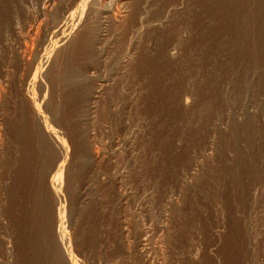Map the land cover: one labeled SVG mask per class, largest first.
Masks as SVG:
<instances>
[{"label":"rangeland","instance_id":"rangeland-1","mask_svg":"<svg viewBox=\"0 0 264 264\" xmlns=\"http://www.w3.org/2000/svg\"><path fill=\"white\" fill-rule=\"evenodd\" d=\"M68 1L0 0V264H264V0Z\"/></svg>","mask_w":264,"mask_h":264},{"label":"bare ground","instance_id":"bare-ground-1","mask_svg":"<svg viewBox=\"0 0 264 264\" xmlns=\"http://www.w3.org/2000/svg\"><path fill=\"white\" fill-rule=\"evenodd\" d=\"M8 1V0H7ZM65 1V0H64ZM68 1V0H67ZM130 1L131 0H73V1H71L69 4H67V5H65V7H64V9L62 10V13H61V11H60V13L62 14V16H61V18H62V20L64 21V23L62 22V24H64V28L62 29V31L60 32L61 33V41L62 42H64V40H65V37H67V36H69L70 35V33H71V30L75 27V26H78V27H84L85 29H86V33L83 35V36H81V37H83V39L86 41V42H88L87 40H90L91 41V39H92V37L93 36H95L96 34H95V32H94V28H93V26L92 25H90V23L88 22V17H89V15H90V11L88 12V10H87V7L89 8V4L91 5V7L92 6H94V5H104V8H103V10L101 11L103 14H105L103 17L104 18H106L107 16H108V18H109V14H110V12H111V8H112V6L113 5H116V4H118L119 2H121L123 5H124V7H123V10H121L120 9V11H121V13L119 14L120 16V18H124L127 14H130V12L132 11H130V8H129V6H128V4L130 3ZM141 1V0H140ZM152 1H154V0H152ZM207 1V3L205 4V2L203 3L202 2V7L204 6V8H205V10L206 11H211L210 10V8L212 7V6H214L215 5V3L217 4V2L218 3H220L219 5H215L214 7H213V10H217V13H216V15L217 14H219L218 12H222V11H220L221 9H223L222 7H223V4H225V0H206ZM209 1H210V3H209ZM50 2V1H49ZM69 2V1H68ZM150 2V1H149ZM62 3V2H61ZM65 3V2H64ZM197 3V2H196ZM198 3H200L199 1H198ZM197 3V4H198ZM209 3V4H208ZM137 4V3H136ZM135 4V5H136ZM60 5V4H59ZM123 5H121V6H123ZM143 5V4H142ZM145 5V4H144ZM100 6L99 7H97V8H100ZM119 6H120V4H119ZM146 6V5H145ZM58 7V6H57ZM138 7H139V5L137 4V6L133 9V12H132V20L134 19V21L138 18V14H140V11L138 10ZM156 7V6H155ZM198 7H199V4H198ZM62 8V7H61ZM117 8V7H116ZM132 8V7H131ZM158 8V7H157ZM160 8V7H159ZM179 8V7H178ZM57 9V8H56ZM102 9V8H101ZM148 9V8H147ZM199 9H200V7H199ZM198 9V10H199ZM87 10V11H86ZM96 10V9H95ZM201 10V9H200ZM58 11V10H57ZM119 11V12H120ZM130 11V12H129ZM187 11V10H186ZM99 13V12H98ZM97 13V14H98ZM206 13H208V12H206ZM212 13V12H211ZM201 14H203V13H201ZM228 14V13H227ZM93 15V14H92ZM113 15V14H112ZM115 15V14H114ZM114 15H113V17H114ZM142 15V14H141ZM170 15V14H169ZM60 16V15H59ZM115 16H117V15H115ZM145 16V15H144ZM165 16V15H164ZM225 16H227V15H225ZM58 17V16H57ZM221 17V16H220ZM90 18V17H89ZM115 18H117V17H115ZM216 18V17H215ZM3 19V18H2ZM91 19H92V17H91ZM107 19V18H106ZM118 19V18H117ZM129 19H130V17H129ZM139 20H140V18H138ZM171 20H172V18H170ZM228 19V18H227ZM262 19V18H261ZM61 20V19H60ZM93 20H94V17H93ZM103 20H105V19H103ZM132 20H130V21H132ZM160 20V19H159ZM165 20V19H164ZM86 21V22H85ZM101 21V20H100ZM105 21H107V20H105ZM105 21H104V23H105ZM117 22H119V20H116ZM122 21V20H121ZM133 21V22H134ZM136 22H137V20H136ZM210 22V21H209ZM209 22H208V24L206 25V26H208V27H204V29H202L203 30V32L201 33L202 34V40H203V48H205L206 50L205 51H209L208 49V47H209V39H210V34L211 33H209V31H210V29H209V27H210V24H209ZM214 22V21H213ZM120 23H122V22H120ZM139 23H142V22H139ZM190 23V22H189ZM118 24V23H117ZM129 24H130V22H129ZM132 25V24H131ZM135 26H137V25H135ZM155 26V25H154ZM157 26V25H156ZM198 26V25H197ZM249 26V25H248ZM106 27V26H105ZM139 27V26H138ZM137 27V28H138ZM145 27V26H144ZM152 27V26H151ZM200 27V26H199ZM132 29H133V27H132ZM136 29V28H135ZM139 29H141V27L139 28ZM190 29V28H189ZM219 29V28H218ZM165 30V29H164ZM177 30V29H176ZM175 30V31H176ZM197 30V29H196ZM233 30V29H232ZM256 30V29H255ZM67 31V32H66ZM74 31V30H73ZM136 31H138V30H136ZM184 31V30H183ZM217 31V30H216ZM66 32V33H65ZM82 32H83V30H82ZM161 32V31H160ZM230 32V31H229ZM62 33H63V35H62ZM104 33H105V30H103V29H99L98 31H97V43H99V42H101L102 41V38H103V36H104ZM138 33V32H137ZM140 33V32H139ZM218 33V32H217ZM254 33V32H253ZM184 34V33H183ZM182 34V35H183ZM213 35H215V34H213ZM252 35V34H251ZM71 36H72V34H71ZM75 36V35H74ZM197 36V35H196ZM199 36H200V33H199ZM60 37V36H59ZM159 37V36H158ZM157 37V38H158ZM178 37V36H177ZM258 37V36H257ZM256 37V38H257ZM68 38V37H67ZM152 38V37H151ZM197 38V37H196ZM229 38V37H228ZM150 39V38H149ZM162 39H163V37H162ZM197 39H199V38H197ZM95 40V39H94ZM200 40H201V38H200ZM240 40V39H239ZM57 41V40H56ZM61 41H59V42H61ZM83 41V40H82ZM192 41H193V39H192ZM224 41V40H223ZM230 41V40H229ZM55 42V41H54ZM54 42H52V43H54ZM166 42V41H165ZM262 42V41H261ZM200 43V42H199ZM202 43V42H201ZM21 44V43H20ZM24 44V43H23ZM57 44V43H56ZM61 44V43H60ZM63 44V43H62ZM89 44H91V43H89ZM219 44V43H218ZM99 45V44H98ZM196 45V44H195ZM244 45V44H243ZM51 46V45H50ZM54 46V45H53ZM166 46V45H165ZM215 46H216V44H215ZM220 46V45H219ZM55 47V49H57L56 48V46H54ZM52 48V47H51ZM187 48V47H186ZM232 48H236L235 46L234 47H232ZM254 48H256V47H254ZM50 49V48H49ZM237 49V48H236ZM238 49H239V47H238ZM50 50H54V48H52V49H50ZM212 50V49H211ZM235 50V49H234ZM219 51V50H218ZM232 51V50H231ZM257 51V50H256ZM47 52V51H46ZM50 52V51H49ZM172 52V51H171ZM207 52H205V55H209ZM233 52V51H232ZM231 52V53H232ZM241 52V51H240ZM263 52V51H262ZM48 53V52H47ZM81 53V52H80ZM162 53V52H161ZM221 53H223V52H221ZM229 53H230V51H229ZM242 53V52H241ZM264 53V52H263ZM152 54V53H151ZM163 54V53H162ZM193 54V53H192ZM216 54V53H215ZM86 55V54H85ZM91 55V54H90ZM126 55V54H125ZM125 55H124V57H125ZM190 55V54H189ZM218 55V54H217ZM239 55V54H238ZM69 56V55H68ZM172 56V55H171ZM224 56V55H223ZM229 56V55H228ZM234 56H235V54H234ZM49 57V56H48ZM196 57V56H195ZM207 57V56H206ZM188 58V57H187ZM208 58V57H207ZM230 58L231 59H233L232 58V56H230ZM250 58H252V57H250ZM206 59V58H205ZM24 60H25V58H24ZM146 60V59H145ZM192 60V59H191ZM190 60V61H191ZM198 60V59H197ZM224 60V59H223ZM240 60V59H239ZM27 61V60H26ZM30 61V60H29ZM33 61H35V60H33ZM32 61V62H33ZM159 61V60H158ZM189 61V60H188ZM234 61V60H233ZM264 61V60H263ZM31 62V63H32ZM44 62V61H43ZM123 62V61H122ZM201 62V61H200ZM224 62V61H223ZM27 63V62H26ZM26 63H24V64H26ZM35 63V62H34ZM39 63V62H38ZM41 63H42V60H41ZM41 63H39V64H41ZM192 63V62H191ZM221 63V62H220ZM252 63V62H251ZM37 64V63H36ZM205 64V63H204ZM28 66H29V64H27ZM38 65V64H37ZM37 65H36V67H37ZM229 65V64H228ZM252 65V64H251ZM33 66V65H32ZM45 66V65H44ZM204 66V65H203ZM264 66V65H263ZM35 67V68H36ZM60 67V66H59ZM213 67V66H212ZM230 67V66H229ZM242 67V66H241ZM76 68V67H75ZM216 68H217V66H216ZM38 68H36L35 69V71H34V73H33V76H32V74H31V78H32V80L35 78V74H36V70H37ZM195 69V68H194ZM207 69V68H206ZM219 69V68H218ZM229 69V68H228ZM227 69V70H228ZM30 70V69H29ZM28 70V71H29ZM73 70V69H72ZM76 70V69H75ZM193 70V69H192ZM199 70V69H198ZM221 70V69H220ZM256 70V69H255ZM259 70V69H258ZM263 70V69H262ZM70 71V70H69ZM68 71V72H69ZM203 71V70H202ZM246 71V70H245ZM247 71H249V70H247ZM38 72V71H37ZM176 72V71H175ZM235 72V71H234ZM263 72V71H262ZM245 73V72H244ZM30 74V73H29ZM28 74V75H29ZM165 74V73H164ZM227 74V73H226ZM250 74V73H249ZM228 75V74H227ZM30 76V75H29ZM244 76V75H243ZM203 77H204V75H203ZM228 77V76H227ZM239 77V76H238ZM235 78V77H234ZM264 78V77H263ZM243 80V79H242ZM29 81V80H28ZM176 81V80H175ZM35 82V81H34ZM217 82V81H216ZM215 82V83H216ZM240 82V81H239ZM232 83V82H231ZM244 84V83H243ZM207 85V84H206ZM228 86V85H227ZM241 86V85H240ZM190 87V86H189ZM231 87V86H230ZM238 87V86H237ZM221 88V87H220ZM240 88V87H239ZM212 89V88H211ZM244 89V88H243ZM216 90V89H215ZM195 91V90H194ZM220 91V90H219ZM232 91H234L233 89H232ZM161 92V91H160ZM203 92V91H202ZM97 93V92H96ZM206 93V92H205ZM225 93V92H224ZM98 94V93H97ZM183 94V93H182ZM243 94V93H242ZM224 95H226V94H224ZM233 95V94H232ZM175 96H177V95H175ZM208 96H209V93H208ZM211 96V95H210ZM229 97V96H228ZM97 98V95L96 94H93L92 96H91V100H95ZM209 99H211L212 100V98H209ZM187 101H188V99H186ZM185 100V101H186ZM160 101V100H159ZM204 100L202 99V102H203ZM209 102H210V100H209ZM180 103V102H179ZM185 103H187V102H185ZM211 103H213V101H211ZM184 104V103H183ZM201 105H203L204 107H210V105H209V103L207 102V101H204ZM200 105V106H201ZM208 107V108H209ZM212 107V106H211ZM261 107V106H260ZM153 108V107H152ZM190 108V107H189ZM196 108V107H195ZM200 108V107H199ZM198 108V109H199ZM263 108V107H262ZM204 109H207V108H204ZM158 110V109H157ZM156 110V111H157ZM177 110V109H176ZM181 110V109H180ZM197 110V109H196ZM201 110H203V109H201ZM200 110V111H201ZM208 110V109H207ZM206 110V111H207ZM211 110H213V109H211ZM206 111L204 110V114H206ZM210 111V110H209ZM208 111V112H209ZM199 111H197V113H198ZM230 113V112H229ZM262 114V113H261ZM195 115V114H194ZM199 115H202V113L200 114V113H198V116ZM263 115V114H262ZM168 116V115H167ZM176 116V115H175ZM196 116V115H195ZM204 116V115H203ZM206 116V115H205ZM261 116V115H260ZM177 117V116H176ZM201 118V117H200ZM205 120V119H204ZM219 121V120H218ZM183 122V121H182ZM199 123V122H198ZM264 123V122H263ZM163 124V123H162ZM202 124V123H201ZM187 125V124H186ZM195 125V124H194ZM235 132V131H234ZM264 133V132H263ZM161 135V134H160ZM260 137V136H259ZM157 143V142H156ZM156 145H158V144H156ZM165 150V149H164ZM85 151V150H84ZM263 151V150H262ZM157 153V152H156ZM160 153V152H159ZM164 153V152H163ZM203 153V152H202ZM240 154V153H239ZM165 155V154H164ZM169 155V154H168ZM160 157V156H159ZM76 159V158H75ZM64 160H66L65 159V156L62 158V162L58 165V167L56 168V171L55 172H53V175L51 176V178L53 179V180H55V179H58V177L60 176V173H61V168L63 167L62 165H64L63 164V162H64ZM174 162H175V160H174ZM196 165V164H195ZM32 174V173H31ZM41 175V174H40ZM31 205V204H30ZM32 206V205H31ZM41 210H42V208H41ZM40 214H41V211H40ZM58 237V236H57ZM62 237V236H61ZM62 239H63V237H62ZM61 240V239H60ZM59 240V241H60ZM62 243V242H61Z\"/></svg>","mask_w":264,"mask_h":264}]
</instances>
